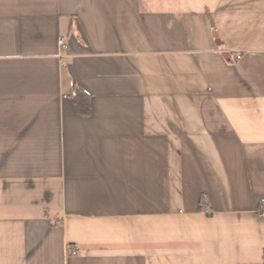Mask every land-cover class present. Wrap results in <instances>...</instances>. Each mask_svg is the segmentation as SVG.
<instances>
[{"label": "crops", "instance_id": "obj_1", "mask_svg": "<svg viewBox=\"0 0 264 264\" xmlns=\"http://www.w3.org/2000/svg\"><path fill=\"white\" fill-rule=\"evenodd\" d=\"M262 203L264 0H0V264H264Z\"/></svg>", "mask_w": 264, "mask_h": 264}, {"label": "trees", "instance_id": "obj_2", "mask_svg": "<svg viewBox=\"0 0 264 264\" xmlns=\"http://www.w3.org/2000/svg\"><path fill=\"white\" fill-rule=\"evenodd\" d=\"M72 99L80 112H90L89 95L82 88L76 87L75 91L72 93Z\"/></svg>", "mask_w": 264, "mask_h": 264}, {"label": "built area", "instance_id": "obj_3", "mask_svg": "<svg viewBox=\"0 0 264 264\" xmlns=\"http://www.w3.org/2000/svg\"><path fill=\"white\" fill-rule=\"evenodd\" d=\"M58 44L60 46V48L65 49L67 48V35L66 34H61L58 37ZM238 58H240V55L237 56ZM207 210V209H205ZM258 214L261 218L264 219V203H262V205H260V207H258ZM78 253V250L76 247H70L68 249V254L70 255H75Z\"/></svg>", "mask_w": 264, "mask_h": 264}]
</instances>
